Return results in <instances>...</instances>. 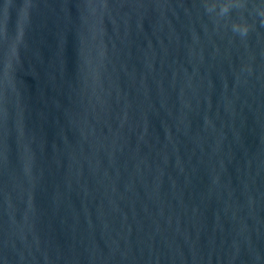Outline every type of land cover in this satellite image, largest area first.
<instances>
[{"label":"water","instance_id":"water-1","mask_svg":"<svg viewBox=\"0 0 264 264\" xmlns=\"http://www.w3.org/2000/svg\"><path fill=\"white\" fill-rule=\"evenodd\" d=\"M0 264H264V0H0Z\"/></svg>","mask_w":264,"mask_h":264}]
</instances>
